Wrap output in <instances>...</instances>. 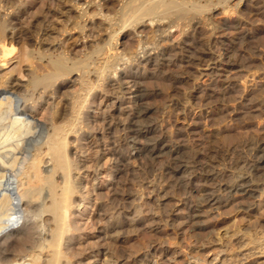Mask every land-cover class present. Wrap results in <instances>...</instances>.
Returning <instances> with one entry per match:
<instances>
[{"label": "rangeland", "instance_id": "1", "mask_svg": "<svg viewBox=\"0 0 264 264\" xmlns=\"http://www.w3.org/2000/svg\"><path fill=\"white\" fill-rule=\"evenodd\" d=\"M219 1L213 0L210 11L185 34L172 29L162 48L152 53L161 60L163 52L172 50L182 58L192 55V50L195 59H208L202 66L156 68L139 60L125 71L138 77L136 86L122 76V85L110 80L96 89L89 110L94 118L86 126L90 139L82 149L72 144L70 154L78 167L71 179L75 177L74 184L83 187L81 193L90 199L84 206L82 231L68 234L75 239V248L68 255L70 261L64 258L63 264H188L194 257L206 264H213L216 257L217 264H264V178L256 177V190L247 197L251 200L246 199L248 205L262 201L260 206L249 207V214L238 204L239 194L224 187L235 181L241 184L240 178L251 166H264V0ZM206 16L211 17L210 29ZM224 24L232 27L225 35L220 29ZM144 33L151 40L154 37L150 27ZM127 36L125 32L120 35L119 50L132 41ZM82 43L74 45L73 52L82 51ZM137 50L139 59L142 50ZM24 57L21 54L17 59ZM205 62H216V67L224 66L228 72L220 77L215 70L204 71ZM136 87L146 90V105L151 109L146 119L157 131L151 136L169 143L153 154L144 146L147 138H139L136 144L129 141V120L135 108L130 95L121 92ZM11 93V88L3 90L1 101ZM64 98L62 91L59 96L49 93L44 100L48 108L55 103L64 108ZM36 134L40 135V129L31 123L28 135L36 138ZM173 147L179 148L177 155L171 154ZM210 188L221 199L233 202L225 208H211L199 220L192 218L193 206L199 204L202 193L212 192ZM111 223L120 224V231H109ZM48 257L46 252L42 259Z\"/></svg>", "mask_w": 264, "mask_h": 264}, {"label": "bare ground", "instance_id": "2", "mask_svg": "<svg viewBox=\"0 0 264 264\" xmlns=\"http://www.w3.org/2000/svg\"><path fill=\"white\" fill-rule=\"evenodd\" d=\"M213 3V0H0V96L7 88L12 92L7 100L0 99V264H63L64 258L70 261L68 255L75 248V239L68 234L82 231L84 206L90 199L81 193L83 187L74 184L75 177L71 179L73 171L78 170L70 159L71 146L75 144L81 148L90 139L86 126L94 118L89 112L93 105L91 98H96V89L110 80H116L120 85L122 76L128 79L126 83L136 86L138 77L125 73L135 61L142 60L145 66L181 70L191 68L195 63L202 66L205 57L195 59L192 50V55L183 59L172 50L168 54L163 52L161 55L165 59L161 60L152 53L162 48L171 37L172 29L185 34L187 28L195 26V21L210 11ZM206 17L205 25L210 29L211 17ZM148 27L154 34L152 40L148 35L143 36ZM224 27L220 29L225 35L232 27ZM124 32L132 41L122 44V50H119V37ZM79 41L84 44L83 50L73 52L72 47ZM139 47L142 57L138 59ZM21 54L25 55L23 61L17 59ZM203 67L204 71L219 72L220 77L228 72L224 66L216 67V62H205ZM117 72H120L118 78ZM72 75H76L74 80H71ZM139 87L121 92L130 95L128 98L135 108L128 119L131 126L128 137L132 144L140 143L141 137L147 138L145 145L141 143L153 154L167 148L169 143L157 135L151 136L156 131L155 125L146 119L151 109L146 105V90ZM62 91L66 100L64 108L57 107L56 103L53 108H48L44 97L49 93L59 96ZM31 123L40 129L36 138L28 135ZM170 152L177 155L179 148L173 147ZM185 166L179 165V168ZM261 166L246 170L245 176L240 178L241 184L235 181L224 186L239 194L238 204H242L248 214L252 211L249 207L256 202L248 205L246 199L257 187L256 177L259 176L261 181L264 178V166ZM94 179L97 181L98 175ZM224 182L227 184L226 179ZM210 190L212 192L201 194L199 204L195 202L192 218L199 220L211 208H225L230 204L231 200L221 199L215 195L216 191ZM261 202L256 204L260 206ZM118 229V223L109 226L111 232ZM250 242L256 244L254 240ZM44 252L49 254L50 260L42 259ZM218 260L216 257L213 264ZM190 263L206 264V260L194 257Z\"/></svg>", "mask_w": 264, "mask_h": 264}, {"label": "snow or ice", "instance_id": "3", "mask_svg": "<svg viewBox=\"0 0 264 264\" xmlns=\"http://www.w3.org/2000/svg\"><path fill=\"white\" fill-rule=\"evenodd\" d=\"M0 183H2V181H0Z\"/></svg>", "mask_w": 264, "mask_h": 264}]
</instances>
